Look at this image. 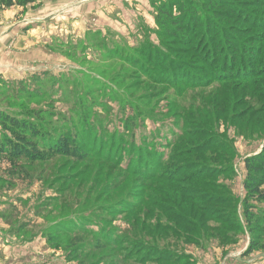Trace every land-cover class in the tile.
Segmentation results:
<instances>
[{"label":"rangeland","instance_id":"1","mask_svg":"<svg viewBox=\"0 0 264 264\" xmlns=\"http://www.w3.org/2000/svg\"><path fill=\"white\" fill-rule=\"evenodd\" d=\"M165 1L34 0L26 10L18 6L0 10V111L38 122L34 114L48 110L54 113L43 122L49 138L41 141L49 143L56 136L64 141L57 135L63 125L75 140L82 138L84 110L79 98L85 97L91 113L99 115L90 119L86 115V125L94 127L92 137L103 134L106 144L105 153L94 150L92 142L89 151L44 158L41 153L47 148L40 150L33 144L26 147L28 153L35 151L33 155L8 144L9 152L22 153L16 159L0 151V264H142L135 258L144 255V264H264V219H255V230L250 231L243 208L245 161L262 156L264 149V113L254 111L259 104L264 109V30L254 27L255 21L264 20V6H260L264 0H232V10L208 9L216 15L240 13V18L218 19L228 28L247 30L240 40L261 51L256 59L242 58L247 75L257 74L253 80L259 90L246 87L247 80L238 76L227 81L219 67L223 61L214 69L215 75L201 74L209 80L205 86L194 85L192 79L198 82L194 78H199L196 66L208 49L205 35L192 29L190 34L184 32L187 41L185 36L160 39L156 12ZM195 1L204 9L203 0ZM248 15L251 19L243 23L242 17ZM145 42L166 51L184 49L170 52L176 62H185L179 64L191 81L175 84L168 71L163 72L165 77L158 75L153 61L133 49ZM137 53L144 63L136 60ZM251 60L254 63L249 65ZM34 75L40 76L41 87L31 81ZM52 77L63 83L50 81ZM119 99L133 102L148 115L137 117L139 123L147 119L136 129L133 149L130 132L124 151L112 146L108 152L114 139L119 143L116 136L128 117L120 111ZM30 112L34 114L28 117ZM146 135L153 137L152 144H145ZM181 136L177 147L167 146ZM213 141L216 144L210 146ZM224 145L230 152L222 150ZM122 156L119 167L116 161ZM136 156L150 158L157 174L167 172L166 179L148 180L144 166L139 178L132 176ZM161 158L168 162L163 161L164 167L157 166ZM127 163L132 170L123 167ZM210 167L224 170L210 173ZM206 169L208 175L191 180L194 173ZM175 172L178 183L167 180ZM258 178L254 190L264 192V173H258ZM192 190L197 193L192 195ZM225 198L223 203L218 201ZM250 205L253 214L264 215V201L251 200ZM189 207L196 210L192 213ZM151 209L155 213L141 221L144 210ZM181 212L194 223L176 222L174 215ZM77 218L87 229L84 236L71 238L64 232L66 226H56ZM55 226L54 243H49L47 229ZM100 227L107 229V235L94 237L93 231H101ZM112 237L117 241L110 249L104 244ZM137 239L148 247L136 250L131 241ZM253 242L257 249L246 256Z\"/></svg>","mask_w":264,"mask_h":264},{"label":"trees","instance_id":"2","mask_svg":"<svg viewBox=\"0 0 264 264\" xmlns=\"http://www.w3.org/2000/svg\"><path fill=\"white\" fill-rule=\"evenodd\" d=\"M34 0H0V10H8L11 9V7L14 6H18L20 8H23L24 10H26V7L28 5L33 4ZM204 2V9L201 6L200 2H196L195 0H168L165 1L164 4H162L161 6H159L156 14H157V24H158V28H159V33H160V39H164V36L168 37V36H173L175 37H184V39L187 41L189 39V37L186 35V33H191V30L195 29L194 32L196 31H202L203 34L205 35V42H207V46L208 49L206 50L205 53V57L202 58L201 60V65L196 66L197 70H198V74L197 77L199 78H194V81L198 82H193L192 79V83L194 85L197 86H205L207 82H209V80H203L202 79V75L201 74H210L215 75L214 74V69H216V67L219 64V61H223L220 62L219 67L221 66V74L225 75L226 80H233L236 76H238L241 79L247 80L245 82L246 87L250 88L251 87L253 89L259 90L258 89V85L257 83L253 80V77H255L257 74H254V71H251L250 74L247 75L246 68H247V64L243 63L242 58L244 60L248 59H256V57H259L261 53V51L259 50V48H256V46L251 44L245 45L244 42H242L240 40V36L244 35V32H247V30L241 29L237 26H234L232 28H228L226 26L221 25L220 20L218 19V16H220L219 18L223 19V18H227L229 16V18H240V13H221L219 14V11L221 10H217V14L216 13H212L210 10H208L210 7L211 8H220V7H226L228 10H232V0H203ZM232 2V3H231ZM260 6H264V3L261 4ZM251 18L249 17V15L244 18L242 17V22L243 23H248V20H250ZM256 18H252L253 21H255ZM254 27L258 28L259 30H264V20L263 22L258 23V21H255L254 23ZM186 32V33H184ZM238 34V35H237ZM188 37V38H187ZM159 39V40H160ZM142 43V45L136 46V48H133L135 51H140L142 57H147L150 61H153L154 63V69L158 71V75H161L163 77H165V75L163 74V72H169V74L171 75L170 78L174 79L175 84L178 81H191L190 75L188 74V72H186L183 67L182 64L179 63H185V62H176L177 59H175V57L171 54L170 51H175V50H179L182 51L184 49L180 48V47H175V48H168L166 45V47L169 49H167V51L165 49H163L161 46L160 47H153L152 43ZM164 43V42H163ZM147 44V45H146ZM146 45V47H145ZM174 49V50H173ZM158 51L160 52H164L165 55L160 54ZM207 52L209 53L207 56ZM154 54V55H153ZM137 57L136 60L141 61V63L143 62L141 59V57H138V53L135 55ZM250 58V59H249ZM144 63V62H143ZM203 63V64H202ZM241 63H243V66L241 67ZM254 62H252V60L249 62L250 64H253ZM163 64V65H162ZM240 64V65H239ZM218 67V68H219ZM239 67L237 73L236 70ZM227 70L229 71V73H227ZM195 72V71H194ZM38 75H34L32 76V82H35L36 84L39 85L40 82H38ZM157 78V76L155 77ZM50 81L58 84H62L63 81L61 80H56L55 78H49ZM158 79V78H157ZM160 80V79H159ZM204 81V82H203ZM191 83V84H192ZM39 87H41V85H39ZM25 90V88H23ZM39 89V88H37ZM35 89V90H37ZM38 91V90H37ZM113 91V89H112ZM29 92H33V91H29ZM35 95L39 93L38 92H33ZM41 95V94H40ZM103 95H105L103 93ZM49 98H53L54 96L49 95ZM112 97V96H111ZM109 99V98H108ZM123 99V98H122ZM67 100V99H65ZM121 100V99H119ZM68 101V100H67ZM108 101V100H107ZM118 101V100H117ZM86 99L85 97H80L79 98V105L80 108H82L84 110L83 115H82V124L84 125V128L82 130V138H75L72 139L69 135V133L71 132L69 129H67L66 126L63 125V123L61 124V121L59 122V124L63 125V130L60 131V133L58 132L57 135H61L63 137L64 141H60L58 137L60 136H56L55 138L53 137L52 142L46 143L47 141H45V143L41 140H45V138H49V136H47L45 132L46 127L47 126H43V122L44 120H47L48 118H52V116L54 115L53 112H50L48 110H42V111H37L35 114L34 112H30L28 114L29 116H32L34 114V116L36 118H38V122L36 120H33L32 118L25 119L26 116H24V118L17 116H14L12 113L8 112V111H4L1 110L0 111V126L3 129V134L0 137V151L1 152H5L8 154L9 152V145L8 144H13L14 147L13 148H17L19 150H23V148L25 149L26 147L30 148V146L33 145H37L38 149L40 150H44L45 148H47V150L44 153H41L40 158H44L47 155L50 156H60L61 154H65L68 153L70 155H75L76 152L79 150L80 152H78L77 154H80L82 152H86L89 151V145L90 143L92 144V142H94L96 148L94 150H98L101 151L103 153H105L106 150V144H105V140L102 139V136L104 137L103 134L100 133V137H92V129L94 130V127L92 124H89V127L87 124V116L88 115V119H90V115H98L97 113L93 112L91 113L90 107H88L89 105L86 104ZM122 106H120V111L123 112L125 114V112L128 113V117L124 118V130L123 132L119 133V136H116L118 138V140L120 139L119 143L116 142V139L113 140V142L107 147L108 152L110 151V149L112 148V146H114L115 148L122 149L123 150V146L125 147L124 144V140L126 139V137L130 134L131 132V148L133 149L134 143L136 141V138H134L133 136H135L136 134V129L139 127V125L144 124V121L147 118H143L141 120V122H136L137 121V117H141L142 115L147 116V112L144 109H140L137 107V105L133 104V102L131 101H127L125 100H121ZM123 103V104H122ZM261 109V110H260ZM107 110V109H105ZM258 110H260L258 113H260V115L262 113H264V109H262V104L259 106H256L254 111L257 112ZM253 112V113H255ZM106 114H104L105 116ZM99 116V115H98ZM123 118H121L122 120ZM264 127V126H263ZM56 128V126H55ZM60 128V127H59ZM56 128V129H59ZM44 130V132H43ZM105 130H107V128H105ZM4 132L9 133V134H4ZM204 132V131H203ZM50 133V132H49ZM87 135L85 138L84 136ZM102 135V136H101ZM75 137V135L73 134V138ZM183 136L179 137L177 140H170V144H167V146L169 147H177L180 140L182 139ZM91 138H95L98 139L101 143L98 144L97 141H92ZM39 140V142H38ZM104 140V141H103ZM144 142L146 143H151L154 142L153 137L149 136H145L144 137ZM210 142V141H208ZM37 143V144H35ZM39 143V144H38ZM216 144V141L211 142L210 146ZM48 146V147H46ZM98 146V147H97ZM141 145H139L137 152L138 154L141 153ZM65 147V150H63V148ZM216 147V146H213ZM32 148V147H31ZM220 148H222L220 146ZM33 149V148H32ZM81 149V150H80ZM132 149H130V152L132 153ZM201 150V149H200ZM225 152L230 150L224 145L223 149ZM124 151V150H123ZM199 151V150H198ZM202 151V150H201ZM25 152L28 153L27 148L25 149ZM35 151L30 150V152L28 154L33 155ZM156 153H158V151H155ZM163 152V151H162ZM200 152V151H199ZM223 151H220L221 155L226 156L227 154L223 153ZM10 156L12 159H16V155L18 157H22V153H17L16 155H14L12 153V151L9 152ZM165 153V152H163ZM162 153V154H163ZM101 154V153H99ZM112 154V153H111ZM110 154V155H111ZM153 155V152L150 153ZM147 155L148 157L151 155ZM135 155V153H134ZM27 156V155H26ZM44 156V157H43ZM264 156V149H263V155ZM259 156L258 158H251V159H247L245 161L246 164V168L248 171L247 174V179L245 182V189H246V200L243 203V208H244V215H245V221L247 223V225L250 228V231L255 230L253 225L255 224L254 221L255 219H264V215L262 214H253L251 211V205H250V201L251 200H259V201H264V192L260 191V190H254V188L259 185V182L261 180V178H258V173H264V159H262ZM125 156H122L119 161L117 162V165L120 167V165H122L123 159ZM137 158H135V171L132 172V176L137 175L138 178L140 177L142 170L141 166L146 167V170H149L148 173H145L147 175V179H153V180H164L165 175L167 174V172L163 173V174H157V167L152 163V161L150 160V158H145L144 160L141 158H138V156H136ZM148 159V160H146ZM169 159L171 160V157L169 156ZM35 159H32V161H34ZM110 160H112V158L110 157ZM108 160V161H110ZM129 160H132L131 155H129ZM146 160V161H145ZM163 161L166 162V159L161 158L158 162L159 167H164L163 166ZM131 163V161L129 162V164ZM168 163V162H166ZM128 164V163H127ZM124 165L123 167H125L127 170H132L131 168H129V164L128 165ZM137 164V166H136ZM194 164V163H192ZM133 166V165H132ZM215 166V165H214ZM139 167V168H138ZM212 170H210V173H214L217 172L219 173L220 171L224 170L220 167H210ZM228 169V168H225ZM217 170V171H215ZM134 173V175H133ZM208 171L207 169L202 173L197 172L194 173V175H192L191 180H194L196 178H202L201 176L203 174L208 175ZM253 173V174H252ZM177 174L176 172L174 173V175L172 177H169L167 180L170 182H174V183H178L177 182ZM207 185V182H204V187ZM216 186V185H215ZM195 187H199V186H195ZM194 187V188H195ZM197 192L192 190V195H195ZM222 198V197H221ZM212 200V199H210ZM225 199H220L218 200L219 202L223 203ZM218 201H215V203H219ZM172 209V208H171ZM190 210L193 211L196 210V208L194 207H189ZM151 210H144V215H143V220L141 221H146L145 218H147L146 216L151 215V213H155V211ZM79 217V216H78ZM174 219L176 222H184L188 225H191L194 223V221L190 218L187 217L183 212L181 213H176V215H174ZM83 219L82 218H77V219H73V220H67V221H62L61 224L56 225L57 227L60 226H66V229L64 232L68 235H71L69 237H78V236H84L86 235V230L82 228L83 227ZM96 222V221H95ZM145 224H143L142 226H144ZM55 228H48L47 229V234H49L48 236V241L49 243H54V234H55V230H57L56 227ZM144 229V228H143ZM101 231H97L96 233L93 231L94 233V237L95 235L99 236L102 235L104 233V235H107V229L106 228H102L100 227ZM111 231V230H110ZM158 231V227L156 229H154V234H156V232ZM172 231V229H171ZM183 231H179L178 230V234H181ZM62 233V232H59ZM176 233V234H177ZM73 234V235H72ZM64 235V234H63ZM137 236V235H136ZM187 237L189 238H193L195 240H198L200 238V236L196 235H188ZM113 238V237H112ZM123 238V237H122ZM116 241L114 238L113 240L110 238L104 245H107V247H109L110 249L114 248V244H116ZM131 242L134 243L137 249H141L142 247H148V245H146V243L142 242V240H132ZM249 253H246L245 255L248 256L251 253H253V251H255L257 249V246L255 248V244L254 242L249 246ZM150 250H148L147 252H149ZM247 251V252H248ZM118 252V249H117ZM112 253V252H111ZM160 256V258H165V256L161 257L159 251L157 252ZM70 254V253H69ZM174 253L170 254L173 255ZM71 255V254H70ZM146 255L142 256L139 258V256H137L135 258V262H139V263H146L145 262V257ZM167 257V256H166ZM176 257V256H174ZM128 258V257H126ZM177 261V260H176ZM182 261V260H181ZM180 262V259L177 261V263Z\"/></svg>","mask_w":264,"mask_h":264}]
</instances>
